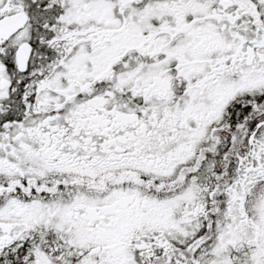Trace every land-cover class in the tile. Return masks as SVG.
I'll return each mask as SVG.
<instances>
[{"label":"snow or ice","instance_id":"1","mask_svg":"<svg viewBox=\"0 0 264 264\" xmlns=\"http://www.w3.org/2000/svg\"><path fill=\"white\" fill-rule=\"evenodd\" d=\"M0 264H264V0H0Z\"/></svg>","mask_w":264,"mask_h":264}]
</instances>
